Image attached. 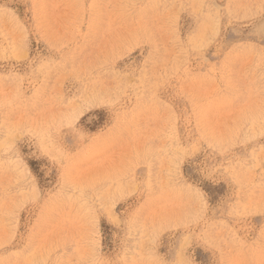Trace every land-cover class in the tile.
Wrapping results in <instances>:
<instances>
[{
    "label": "rangeland",
    "instance_id": "obj_1",
    "mask_svg": "<svg viewBox=\"0 0 264 264\" xmlns=\"http://www.w3.org/2000/svg\"><path fill=\"white\" fill-rule=\"evenodd\" d=\"M0 264H264V0H0Z\"/></svg>",
    "mask_w": 264,
    "mask_h": 264
}]
</instances>
